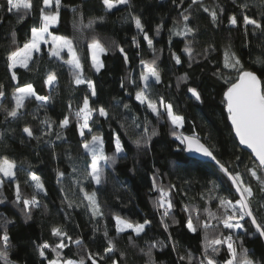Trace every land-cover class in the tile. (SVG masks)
Returning <instances> with one entry per match:
<instances>
[{
	"label": "trees",
	"instance_id": "trees-1",
	"mask_svg": "<svg viewBox=\"0 0 264 264\" xmlns=\"http://www.w3.org/2000/svg\"><path fill=\"white\" fill-rule=\"evenodd\" d=\"M32 2L31 13L22 21L18 18L22 14L6 13L0 8V20L3 21L0 23V84L4 85L6 93L0 104L12 108L15 104L12 97L15 87L29 83L37 95L50 97L44 106L35 98L25 100V107L21 110L23 115L15 120L11 117L6 119V113L0 109V157L7 156L16 161V178L23 196L31 198L36 194L40 202L38 207H31V218L28 219L22 210L23 204L13 203L14 183L6 182L0 189L6 201L0 204V218L6 217L12 221L7 224L11 259L16 264H47L37 247L44 242L55 246L59 238L51 234V229L63 226L73 240L83 237L82 246L70 244L62 250L64 257L73 260L86 255V251L103 254L107 246L104 236L107 230L108 238H114L117 249L110 255L118 264H148L146 253L152 244L157 245L152 248L156 264H188L187 260L181 261L178 257L189 252L195 258L192 264H197L203 252V231L198 229L196 233H191L187 230L184 206L197 205L203 211L209 207L207 197L208 190L212 188L211 181L219 185L215 194L226 196L229 195L230 182L214 165L178 151L180 141L172 135L174 126L167 117L158 122L146 106L135 99L138 89L128 81L130 77L138 81L142 70L141 59L150 61L154 55L158 56L157 68L162 82L156 84L150 81L152 96H163L173 104L174 112L184 117V126L179 132L189 136L193 132L198 133L202 142L213 148L217 159L230 164V170L243 171L245 166H251L253 158L240 148L233 135L223 102L227 85L221 75L225 79L237 75L235 70L224 67L225 48L229 43L246 69L256 71L258 75L264 72V68L254 63L257 57L264 55V35L259 31L253 32L251 25L245 32L243 13L239 7L247 3L248 14L261 19L264 0H202V5H192L188 23L196 30L194 38L192 35L177 36L172 32L174 25L182 22L191 0H182V3L181 0H131V6H118L111 11L105 8L102 0H63L60 22L50 31L54 35L75 38L84 75L95 83V97L90 95L91 89L87 84L74 83L67 65L47 55L35 54V63H30L29 69H15L19 85L11 80V72L6 66L9 52L23 46L30 38V29L39 26L42 0ZM5 4L6 0H0V6ZM204 7L210 11L205 12ZM73 9L77 11L73 12ZM211 10L218 11L215 22ZM233 14L238 17V26L229 23V17ZM133 15L140 17L144 32L136 28ZM100 17H103L102 21L98 19ZM90 20H96L92 28L87 27ZM13 32L16 44L12 42ZM144 33L152 39L155 53L144 39ZM93 38L100 39L110 49L101 56L104 67L99 73L91 66V54L87 47ZM190 41L193 48L191 57L184 52ZM49 47L43 45L42 53H47ZM119 47L127 54V62ZM175 56L180 57L181 63H176ZM49 72H55L57 77L50 87L46 83ZM185 75L187 80H181ZM122 83L124 87H121ZM189 87L200 92L202 103H197L191 97L187 91ZM85 96L89 97L92 107L103 106L109 112L107 120L94 115L93 119L98 123L92 125L93 133L104 138L106 154H115V133H119L124 148L122 153L117 154L114 165L105 166V176L100 185L84 175L90 167L91 156L83 150L82 144L85 139H91V135L86 131L85 137H81L78 125L70 115L82 105ZM125 103L131 111L123 108ZM65 116L69 117L70 124L61 129L59 123ZM134 116H138L141 122L147 116L158 129L159 135L152 139L149 146L141 144L138 147L134 143L140 138L141 131L132 125ZM46 118L53 123L51 134L43 136L42 133L48 131L42 123ZM122 124L124 127H121ZM26 126L32 129L37 138H30L23 132ZM57 134H61L60 139H57ZM58 171L64 175L58 177ZM32 173L40 177L44 191L35 189L34 182L30 180ZM153 177H156V185L165 189L175 185L170 195L174 207L164 221L170 225L168 231L161 223L163 209L155 205L159 193L154 190ZM251 183L255 190L256 181L251 179ZM81 188L97 193L102 216L92 215ZM69 204L72 206L69 207ZM216 206L217 201L212 200L210 207L213 211ZM116 216L132 223L149 220L151 224L140 236L132 231L118 233ZM201 218L205 217L202 215ZM173 219L178 220L179 224H173ZM246 227L247 234L238 233L243 247L248 249L251 259L264 264V242L251 225ZM129 236L133 237L134 245L130 243ZM174 242L175 250L172 247ZM45 251L49 259L55 258L51 248ZM227 257L225 248H222L216 259L223 262ZM0 264L4 262L0 260ZM87 264H91V261ZM101 264H111V261L106 259Z\"/></svg>",
	"mask_w": 264,
	"mask_h": 264
},
{
	"label": "snow or ice",
	"instance_id": "snow-or-ice-1",
	"mask_svg": "<svg viewBox=\"0 0 264 264\" xmlns=\"http://www.w3.org/2000/svg\"><path fill=\"white\" fill-rule=\"evenodd\" d=\"M62 2L63 0H42V6L39 8V26L32 27L30 29V38L23 46H17L11 50L7 56L6 66L11 72L10 78L13 81H17V85H19L15 69L17 67L29 69V64L35 63V54L47 55L50 59L62 61L63 65H67L74 83L76 85L87 84L91 89L90 95L95 97L97 94L95 83L87 79L84 75L82 59L78 53L77 45L74 43L75 38L54 35L50 31L53 25H57L60 22ZM102 2L108 11L118 8L119 5L131 6V0H102ZM192 5H202V0H191V4L185 9V14L182 16V22H178L172 29L175 35H183L185 37L192 35L193 38L195 37L196 30L190 27L188 23L190 19V14L188 13ZM239 7L243 13L242 23L245 32H248V26L251 25L253 32L259 31L264 35V15H262L261 19H255L248 14L247 10L249 5L247 3H242ZM0 8L6 13L22 14L18 17L22 21L24 17L31 13L33 2L32 0H6V4L0 6ZM261 8L262 12H264V5ZM76 11V9H73V12ZM204 11L208 12L210 10L204 7ZM219 11L222 12L223 9L220 8ZM210 14L215 22L218 19V11L211 10ZM132 18L134 19L136 28L140 32H144V25L140 17L133 15ZM98 19L102 21L103 17ZM2 22L0 20V23ZM95 23L96 20H90L87 27L92 28ZM229 23L232 26H238L237 15L233 14L230 16ZM158 33L159 28H157ZM12 35V42L16 44L15 32ZM144 39L147 40L148 46L155 53L153 41L148 37L147 33H144ZM42 45H50L47 53H42ZM87 47L91 54V66L99 73L104 67L100 57L101 55L107 54L110 49L98 38H93ZM118 50L124 54L125 62H127L128 57L124 53V49L119 47ZM184 52L188 53L191 57L193 52L191 41L185 46ZM65 55H67V59H65ZM158 59L159 57L156 55L150 61L141 59L140 64L142 65V70L139 73L138 81L135 78H129L128 82L138 89L135 92V99L141 105H145L146 109L150 111L158 122L167 117L174 126L172 135L180 141L178 151L194 152L211 158L230 182L228 189L229 195L226 196L216 195L215 193L219 185L216 181H211L212 188L208 190L207 197L209 207L203 209V211L197 205L184 206L183 211L187 214L185 222L187 230L191 233H196L198 229L203 231V252L197 264H258L257 261H254L248 255V249L243 247V241L239 238L238 233L247 234L248 228L246 225H251L255 233L264 237V72L258 75L256 71L246 69L235 52L231 50V44L229 43L226 46L224 67L235 70L237 75L234 78L228 79H225L221 75V79H224V83L227 85L226 90L223 92V102L226 106L227 118L231 121L239 145L246 146V148L250 149V157L253 158L251 159V166H245L243 171H236L230 170V164L222 163L221 160L217 159V156L214 155L213 148L202 142L198 133L193 132L192 135L188 136L179 132L178 130L184 126V117L176 114L173 104L166 101L163 96H152L150 81H154L156 84L162 82L160 71L157 68ZM175 61L177 64L181 63L180 57L175 56ZM254 63L264 68V55L257 57ZM180 79L186 81L187 75ZM56 80L55 72H49L47 74L46 83L49 86H52ZM121 87H124L123 83ZM187 91L192 94L195 100L201 103L203 102L200 92L196 88L189 87ZM5 95L4 85L0 84V101L5 98ZM12 97L15 100L14 106L8 108L0 104V109L6 113V119L11 117L14 120L23 115L21 110L25 107V100L35 98V100L41 102V106H44L50 99V97L37 95L30 83L25 86H16ZM69 108L71 109V104H69ZM123 108L131 111L127 103L123 104ZM70 115L74 117L81 137H85L86 131L91 135V139H85L82 144L83 150L91 156L90 167L86 169L84 175L91 178L97 185H100L105 176V166L109 164L114 165L117 154L124 151L120 135L119 133H115V154L108 156L105 152L103 136L94 134L92 125L98 123V120L93 119L94 115H98L107 120L109 119V112L103 106L92 107L88 96L83 98L82 105L74 112H71ZM42 123L48 128V131L43 132L42 135H50L53 122L50 118H46ZM69 124L70 119L68 116H65L60 121L59 127L65 129ZM132 125L136 129L141 130L140 138L134 141L138 147L141 144L149 146L152 139L159 135L158 129L152 125V122L147 119V116L143 122L140 121L138 116H134ZM121 127H124V125L122 124ZM23 132L30 138H37L34 137V133L30 127H24ZM60 138L61 134H57V139ZM236 159L239 160L240 157L237 156ZM63 175V172L58 171V177H62ZM16 177V161L9 159L7 156L0 157V189L4 187L6 182L14 183L15 199L13 203L17 205L22 203V210L25 212L26 218L30 219L31 207H38L40 202L37 200L36 194H33L31 198L23 196L20 182ZM251 179H254L257 183L255 190ZM30 180L34 182V187L37 191H44V185L39 176L32 173L30 174ZM153 186L154 190L159 193L155 205L158 209H163L161 223L165 231H168L170 225L164 221L174 207L170 195L175 185H170L165 189L164 187L157 186L156 177H153ZM81 191L84 194V199L87 201L86 206L90 208L92 215L102 216L103 212L97 199V193L95 191L88 192L83 188H81ZM212 200L217 201L215 211L210 207ZM5 202L2 192H0V204H5ZM71 206L69 204V207ZM202 215L205 217L204 219L201 218ZM115 220L118 233H124L131 229L136 236L144 233L145 228L151 224L149 220H145L143 223H132L122 219L120 216H116ZM9 223H12V221L6 217L0 218V260L4 264H16L10 256V236L7 231V224ZM172 223L179 224V221L173 219ZM51 234L59 238V242L55 246L44 242L37 247L39 255L47 260V264H87L88 261H91V264H101V261H105L106 259L110 260L111 264H118V261L110 255L117 251V249L114 238H108L107 230L104 232V236L107 238V246L104 247L103 254L100 252L93 253L86 251V255L80 256L77 260L64 257L62 250L70 244L82 246L84 243L83 237H77L73 240L63 226L53 227ZM169 238L171 239V233H169ZM128 239L130 243L135 244L132 236H129ZM156 246V244H152L147 250L146 255L149 257L148 264H156L152 255V248ZM172 247L173 250L176 249L175 242ZM49 248L55 253L54 259H49L46 255L45 250ZM222 248H225L228 254V257L223 262L216 259ZM141 251L143 252L144 249H141ZM121 255L124 254L121 253ZM178 259L181 261L187 260L188 264H192L195 258L189 252L186 255L179 256Z\"/></svg>",
	"mask_w": 264,
	"mask_h": 264
},
{
	"label": "water",
	"instance_id": "water-1",
	"mask_svg": "<svg viewBox=\"0 0 264 264\" xmlns=\"http://www.w3.org/2000/svg\"><path fill=\"white\" fill-rule=\"evenodd\" d=\"M191 94V93H190ZM191 97L195 100V98L192 96V94H191ZM197 103H201L200 101H197V100H195ZM229 124H230V126H231V128H232V131H233V135H234V137H235V139L237 140V142H238V144H239V141H238V138H236V136H235V132H234V129H233V127H232V125H231V121L229 120ZM184 134V133H183ZM184 135H186V134H184ZM189 136V135H188ZM240 146V148L242 149V150H244V151H246V152H248L249 154H250V152H251V150L250 149H248V148H246V146H243V145H239ZM185 152V155L186 156H188V157H190V158H193V159H196V160H198V161H201V162H205V163H209V164H212V165H214L216 168H217V170L221 173V174H223L221 171H220V169H219V167H218V165H216V163L211 159V158H209V157H205V156H203V155H201V154H198V153H194V152H188V151H184ZM224 175V174H223ZM227 178V177H226ZM258 234V233H257ZM259 235V234H258ZM260 236V235H259ZM261 237V236H260ZM261 239L263 240V242H264V237H261Z\"/></svg>",
	"mask_w": 264,
	"mask_h": 264
},
{
	"label": "rangeland",
	"instance_id": "rangeland-1",
	"mask_svg": "<svg viewBox=\"0 0 264 264\" xmlns=\"http://www.w3.org/2000/svg\"><path fill=\"white\" fill-rule=\"evenodd\" d=\"M119 6H125V5H119ZM53 26H55V25H53ZM52 26V27H53ZM43 46V45H42ZM44 46H49V45H44ZM63 55V54H62ZM102 56V55H101ZM68 57H67V55H65V59H67ZM100 59H101V57H100ZM50 87V86H49ZM34 88V87H33ZM34 90H35V88H34ZM36 91V90H35ZM37 93V92H36ZM128 231H132L131 229H129Z\"/></svg>",
	"mask_w": 264,
	"mask_h": 264
}]
</instances>
